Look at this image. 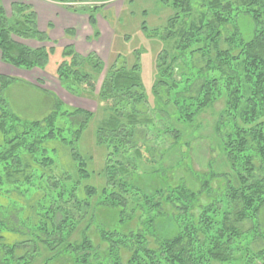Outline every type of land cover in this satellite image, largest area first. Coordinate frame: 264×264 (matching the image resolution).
<instances>
[{"label":"trees","instance_id":"1","mask_svg":"<svg viewBox=\"0 0 264 264\" xmlns=\"http://www.w3.org/2000/svg\"><path fill=\"white\" fill-rule=\"evenodd\" d=\"M54 1L87 13L94 26L88 10L95 12L110 0ZM160 1L173 14L162 33L169 45L157 55L153 104L140 84L138 63L107 68L96 95L108 113L95 133V143L107 148L101 188L89 182L87 159L76 147L92 113L66 107L54 96L48 114L24 120L4 97L9 84L18 80L0 74V264H46L60 255H69L74 264H264V245L252 247L264 241L259 222L264 208V0ZM10 6L13 15L8 17L0 3L1 61L22 70L43 69L56 47L34 49L15 41L13 37L50 39L37 28L30 4ZM62 52L69 59L56 67L60 86L73 94H94L97 81L84 67L101 73L98 55H79L69 45ZM218 100L224 108L214 131L220 136L228 128L218 141L229 171L197 175L198 190L182 182L170 185L151 160L153 147L139 137L151 142L145 128L165 123L159 136L173 139L166 156L177 157L178 167L183 161L180 130L167 126V119L186 127ZM132 152L151 170L138 166ZM93 207L113 218L101 221L91 213ZM12 216L19 219L17 226L9 224ZM160 217L176 224L168 236L156 234ZM133 221L142 229H130ZM244 223H249L246 230ZM92 224L106 244L104 252L90 239ZM2 234L19 235L20 240L6 243ZM148 234L154 246L148 244ZM121 249L129 252L125 263Z\"/></svg>","mask_w":264,"mask_h":264},{"label":"rangeland","instance_id":"2","mask_svg":"<svg viewBox=\"0 0 264 264\" xmlns=\"http://www.w3.org/2000/svg\"><path fill=\"white\" fill-rule=\"evenodd\" d=\"M54 2L59 3L57 1ZM69 3L78 6L75 2H67V4ZM62 5L65 7L66 4ZM5 8H7V16H12L13 14H11V6L9 3H6ZM65 9L67 8L65 7ZM88 12L98 19L99 27H94L93 31L102 32L99 33L101 34L100 38H98L99 36L94 37V35H92L91 38L87 39L85 44L82 43L85 47L89 46L87 49H84L85 56L95 52L101 59L103 66L102 72L99 74L95 73L94 69L90 67L91 65L84 67V72L91 74L95 81H97L94 94L90 96H82L70 93L64 90L56 81V67L63 60L69 59V57L62 52L63 47L69 45V43L65 41L68 38L66 35L61 34L54 37L55 42L52 45L56 48L49 54V59L45 67L43 69L33 68L35 69H31L33 71L26 70L31 71L26 73L29 76V78H27L30 81L12 82L4 91V97L8 103V107L22 119H41L52 109L51 104L54 102L52 97L56 95L50 93L52 91L50 90V88H52L50 83L53 80L52 82L57 84L56 88L58 89L56 90L59 94L55 97H57L64 106L69 108H81L91 112L92 117L81 132L76 147L79 153L87 159V169L91 173L89 182L96 187L101 188L105 182V178L101 177V170L105 165L107 148L106 146H99L95 143V133L96 128L102 126L107 120L106 116H108V113L105 111L104 103L99 102L96 96L99 91L104 71L114 64L118 67L124 66L129 68L138 63L139 81L140 84H142V89L148 103L152 105L154 100L152 86L156 81L157 55L160 50L166 49L169 45V42L162 38V33L168 18L173 14V10L170 7L165 6L160 0H110L95 12L90 10H88ZM78 27L81 28V25ZM102 28H104V30ZM42 91H46L47 95L43 96ZM144 108L145 106H138L137 109L144 110ZM223 108V101H216L198 114L193 123L186 124V127L181 121L167 119V126L171 125L180 130L179 138L181 139H179V153L181 151V156L183 157L181 159L183 161L178 167H174L178 164L176 163V159H178L177 157L172 155L168 158L166 156V152L171 150L169 149V146L173 139L170 138L169 135L167 138L165 137L166 140L159 136V131H162L164 126L166 127L165 123L158 121L156 125L145 128V136L151 139V142L147 143L148 141L142 136H140L138 140L153 147L154 150L152 149L153 151L151 152V157L153 158L151 160L155 162V165L161 167V170L164 171L163 174L161 173L163 175L162 177L168 179L167 182H169L170 185H176L177 183L182 182L186 186L198 190L200 188V181L197 175H205V173H209L211 170L229 171L228 167L224 164L222 155L224 154L223 147L218 141V138L223 140V137H225V134L228 132V128L226 132L221 133L220 136L215 134L214 131V125ZM140 118L141 117L139 116L138 119ZM224 142L225 140L223 143ZM154 151L156 152L155 156H153ZM158 151L163 152V154L160 155V152ZM58 152L63 161L69 165L68 157L64 149H59ZM160 156L162 157L160 158ZM131 157H134L133 160H135V163L138 166L151 170V164L148 165L145 163L144 158L138 157L137 155L135 156L133 152ZM158 162L161 163L158 164ZM152 165L154 167V163H152ZM148 176L149 175H147V177ZM143 188L147 190L146 193L149 194L151 192L149 186H143ZM200 198L201 201L204 202L205 197L201 196ZM168 208L170 207L168 206ZM168 208L165 207L164 210L167 211ZM102 210L103 208L101 207H93L91 213L95 214V216L101 221L105 217H108V219L113 218V215H109V213L104 216ZM80 212L81 211H78V215ZM2 218L3 215L0 214V222ZM10 221L12 222L9 223L10 225L17 226L19 219L15 221V218L12 216L10 217ZM156 222L158 227L156 228L155 226V229L156 234L158 235L168 236L170 232H174L175 230L176 224L172 218H168L167 220L160 217ZM259 222L264 231V208L260 213ZM115 224L116 223L113 225ZM83 226L84 223L80 225L81 228ZM123 226L120 228H123ZM90 227V230H88L90 239L94 245L100 248V251L104 252L106 244L100 241L96 226L92 224ZM129 228L133 230L142 229V227L135 224L134 221L130 224ZM247 228H249V223H244L242 229L246 230ZM3 236L6 237V243L20 240L19 235L6 234ZM147 240L148 244L154 246L153 236L148 234ZM259 245H264V241L256 242L252 247L256 248ZM120 252L122 263H125L129 256V252L125 249H121ZM34 264H43V261L38 260ZM46 264H74V262L69 255H60Z\"/></svg>","mask_w":264,"mask_h":264},{"label":"crops","instance_id":"3","mask_svg":"<svg viewBox=\"0 0 264 264\" xmlns=\"http://www.w3.org/2000/svg\"><path fill=\"white\" fill-rule=\"evenodd\" d=\"M17 1H19V0H0V3H1L6 15H7V13H6L7 8H5L6 3H9V5H11V3L17 2ZM21 2L30 4L32 6V8L36 14L37 28L41 32L47 33L50 40L40 42V41L32 40V39H19V38L13 37V39L15 41L23 43V44L29 46L30 48H34V49L40 48V47H51V46L55 47L54 45H52L55 42L54 37H57L61 34L66 35L65 31L67 29H71L73 31V34H72V36L69 34L66 35V37L68 39H66L65 41L68 42L69 46H72L74 48V50L79 55L85 56V50L84 49H87L89 46L85 47L82 43L85 44L87 39L92 37V35L94 34V31H93L94 27H96V26L99 27L98 19L95 18V25L93 27H91L90 25H88L89 23H88V14L87 13L81 12V11L80 12L69 11L68 9H65V7L62 4L56 3L52 0H26V1H21ZM49 24H51V25H49ZM79 25H81V28L78 27ZM107 28H108V26H107ZM102 29L104 30V28H102ZM108 30H109V28H108ZM98 33H102V32H98ZM100 37H101V34H99L98 38H100ZM0 61H1V59H0ZM4 64H6V63H3L2 61L0 62V74L16 78L18 81H22V82L23 81L24 82L30 81V80H28L29 76L26 73L27 72L29 73V72L35 70V69H33L31 71H26V70H22V69H17L13 66L11 67L8 64H6V65H4ZM32 77H34V76H32ZM52 81L50 83L52 85V88H50V90H52V91L51 92L49 91V92L52 94H56L58 96L59 94L56 90V89H58V88H56L57 84H55ZM59 88H61V87H59ZM42 94H43V96L47 95L46 92H43ZM53 103L54 102H52L51 105H53Z\"/></svg>","mask_w":264,"mask_h":264}]
</instances>
